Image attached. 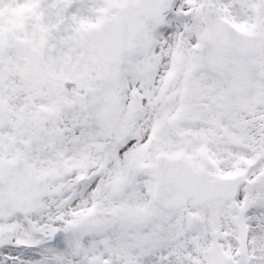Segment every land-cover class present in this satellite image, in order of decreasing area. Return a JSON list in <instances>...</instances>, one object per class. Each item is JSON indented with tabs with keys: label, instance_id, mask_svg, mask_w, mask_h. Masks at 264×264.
<instances>
[{
	"label": "snow or ice",
	"instance_id": "6c2138e0",
	"mask_svg": "<svg viewBox=\"0 0 264 264\" xmlns=\"http://www.w3.org/2000/svg\"><path fill=\"white\" fill-rule=\"evenodd\" d=\"M0 264H264V0H0Z\"/></svg>",
	"mask_w": 264,
	"mask_h": 264
}]
</instances>
